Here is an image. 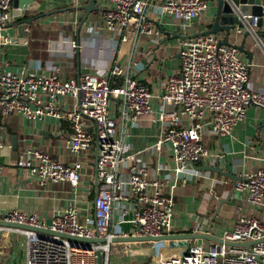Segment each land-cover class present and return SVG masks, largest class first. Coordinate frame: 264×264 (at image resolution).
I'll return each mask as SVG.
<instances>
[{
  "label": "built area",
  "instance_id": "2783aa9c",
  "mask_svg": "<svg viewBox=\"0 0 264 264\" xmlns=\"http://www.w3.org/2000/svg\"><path fill=\"white\" fill-rule=\"evenodd\" d=\"M13 1L0 0L2 45L12 43L2 32L12 23ZM152 1L107 0L103 15L105 30L123 36L124 41L140 33L157 35L160 31L148 15ZM160 8L162 13L178 21L187 35L189 25L209 9V1L166 0ZM257 20L258 17H242L250 32L257 30ZM222 38L219 34L198 35L181 42V68L164 86L163 109L158 116L160 138L142 151L147 154L170 147L176 177L190 178L193 174L187 172V165L211 156L204 145L208 129L214 137L229 135L245 120L250 107L264 109V92L249 86L252 63L242 58L240 47L225 45ZM68 97L75 100L74 108L64 106ZM152 97L150 88L139 79L127 76L126 69L120 65H114L105 74L84 73L77 80L61 78L58 68L36 75L0 70V116L16 114L29 120L55 117L68 121L72 130L68 140L72 154L96 144L95 180L100 185L94 215L85 222L80 221V209L75 201L54 215L50 227L45 219L18 209L0 214V222L35 229L0 224V264H97L99 252L103 255V264H109L113 240L129 236L112 230L115 216L123 222L129 212L124 203H131L135 211L130 236L160 237L174 233L173 195L165 194L163 184L150 175V170L141 162L142 152H128L125 136L118 130V120L109 112L110 100H121L123 114L136 121L152 112ZM91 120L94 135L87 130L86 122ZM2 150L0 142V172ZM22 167L41 186L67 182L76 188L80 184V163L65 164L41 150L29 149ZM125 167L129 168L126 176ZM239 177L235 183L237 195L245 196L252 206L264 205V167L241 173ZM46 229L106 242H71L39 231ZM220 240L221 243L212 242L209 246L198 242L181 246L152 242L156 248L152 264H264V223L256 215H240L234 228L225 231ZM251 242L247 247L230 244ZM14 245H20V259L11 256L9 248Z\"/></svg>",
  "mask_w": 264,
  "mask_h": 264
},
{
  "label": "crops",
  "instance_id": "0c3cea01",
  "mask_svg": "<svg viewBox=\"0 0 264 264\" xmlns=\"http://www.w3.org/2000/svg\"><path fill=\"white\" fill-rule=\"evenodd\" d=\"M90 1L14 0L12 23L2 32L3 36L12 39V43L2 45L0 39V70L36 75L58 68L61 78L77 80L84 73L105 74L114 65L124 67L127 76L142 81L153 94L152 112L136 121L123 114L121 100L112 99L109 104L110 116L118 120V130L125 136L128 152L140 153L160 138L158 116L163 109L164 86L166 80L181 68V40L176 34L184 35L183 30L178 21L161 12L160 7L166 0H153L148 15L160 32L157 35H131L124 41L123 36L104 28L107 0H94L95 7L87 16L85 7ZM215 7V3L209 1V9L189 25L186 34L192 36L210 29ZM222 39L226 43L225 34ZM72 41L77 47L72 45ZM242 41V34L236 31L229 43L240 46ZM245 47L247 52H241V56L252 63L249 86L254 91L264 92V49L253 50L251 41L246 42ZM249 53L253 54L251 60ZM64 106L74 108L75 100L68 97ZM86 125L94 135L92 120ZM71 133L69 122L55 117L41 121L16 114L5 118L0 116V142L3 144L0 214L18 209L48 222L75 201L80 209L81 222L93 217L94 201L100 192V185L95 180L96 144L92 143L81 153L72 154L68 144ZM204 139L211 156L187 165V172L193 174L190 178L176 177V164L170 147L161 152L140 154L141 162L150 170V175L163 184L165 194L174 197V233L206 234L220 239L225 231L234 228L243 214L256 215L264 223V205L252 206L245 196H238L235 191V183L241 173L264 167V109L250 107L245 120L239 122L231 134L214 137L208 129ZM29 149L41 150L65 164L80 163L79 186L73 188L67 182L41 186L35 176L29 175L22 167ZM124 173L128 175L129 168L125 167ZM123 205L129 208V212L123 222L115 216L112 230L130 236L134 229L132 219L135 211L131 203ZM173 242V246L189 242L209 246L213 241ZM150 244L146 242L143 248ZM9 250L11 256L20 259V245ZM129 250L137 249L129 247ZM131 255H139L138 264L148 263V256L134 252Z\"/></svg>",
  "mask_w": 264,
  "mask_h": 264
},
{
  "label": "water",
  "instance_id": "95a60500",
  "mask_svg": "<svg viewBox=\"0 0 264 264\" xmlns=\"http://www.w3.org/2000/svg\"><path fill=\"white\" fill-rule=\"evenodd\" d=\"M215 3V13L212 17V23L210 25V29L207 31L196 34L192 36L182 35L180 33L176 34V37L182 41L190 37H196L198 35H210V34H219L227 38L225 45H231L229 40L231 37L236 35V31H242L243 41L241 43L239 49L241 52H247L245 47L246 42L251 41V48L253 50H261L264 49V0H208ZM95 7L94 0H91L90 3L85 7L87 11V16L89 15L91 9ZM243 16H251V17H258L256 23V31L250 32L248 29L245 28V24L242 22ZM86 20V19H85ZM180 56V53H179ZM250 60L253 59V54L249 53ZM251 62V61H250ZM238 180V179H237ZM1 225H6L10 227H17L23 228L28 230H35L28 226H22L18 224H10L0 222ZM52 224V220L47 222V226L50 227ZM41 232L59 236L65 239L70 240L71 242H82V243H105V239H85L74 237L70 235L60 234L51 231L50 229L46 230H39ZM195 239H209L213 242L221 243L222 241L216 237L206 234H177L173 233L171 235H163L160 237H152V236H145V237H134V236H126V237H118L113 240L114 243H140V242H157V241H164V242H173V241H180V240H195ZM231 245L235 246H250L251 243H244V244H237V243H230ZM97 264H103V255L101 252L97 255Z\"/></svg>",
  "mask_w": 264,
  "mask_h": 264
},
{
  "label": "rangeland",
  "instance_id": "374dc122",
  "mask_svg": "<svg viewBox=\"0 0 264 264\" xmlns=\"http://www.w3.org/2000/svg\"><path fill=\"white\" fill-rule=\"evenodd\" d=\"M173 243L174 242H166V245H172ZM145 245L146 242L113 243L110 251V264H138V261L140 260L139 255L132 256V252L148 256L147 264H152L156 257V248L154 244H150L149 247L147 246V248H143ZM129 247L137 250H132V252H130ZM140 247H142V249H138Z\"/></svg>",
  "mask_w": 264,
  "mask_h": 264
}]
</instances>
